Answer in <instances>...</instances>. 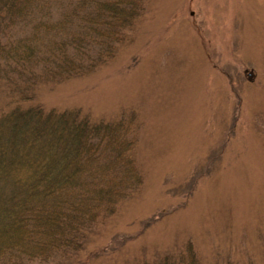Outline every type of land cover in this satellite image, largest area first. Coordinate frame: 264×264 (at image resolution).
<instances>
[{
    "label": "rangeland",
    "instance_id": "rangeland-1",
    "mask_svg": "<svg viewBox=\"0 0 264 264\" xmlns=\"http://www.w3.org/2000/svg\"><path fill=\"white\" fill-rule=\"evenodd\" d=\"M145 1L131 42L94 73L33 93L0 75V125L35 123L31 103L104 120L135 111L142 186L88 248L167 213L87 264L151 260L187 241L201 264H264V0Z\"/></svg>",
    "mask_w": 264,
    "mask_h": 264
},
{
    "label": "trees",
    "instance_id": "trees-1",
    "mask_svg": "<svg viewBox=\"0 0 264 264\" xmlns=\"http://www.w3.org/2000/svg\"><path fill=\"white\" fill-rule=\"evenodd\" d=\"M145 3L0 0V75L10 78L12 90L26 81L32 90L92 74L131 42ZM24 95L14 101L32 99ZM27 108L36 124L25 115L0 125V264H87L113 254L167 213L143 219L135 236L116 235L108 245L88 248L142 186L135 111L104 120L80 107ZM200 176H191L190 191ZM123 264L201 263L187 241L175 252Z\"/></svg>",
    "mask_w": 264,
    "mask_h": 264
}]
</instances>
